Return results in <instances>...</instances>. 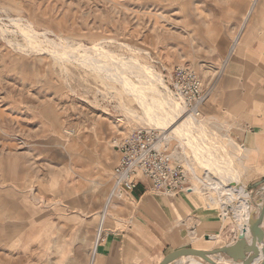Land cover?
I'll use <instances>...</instances> for the list:
<instances>
[{
	"label": "rangeland",
	"instance_id": "obj_1",
	"mask_svg": "<svg viewBox=\"0 0 264 264\" xmlns=\"http://www.w3.org/2000/svg\"><path fill=\"white\" fill-rule=\"evenodd\" d=\"M235 1L0 0V264H66L67 250L62 253L58 246L60 223L68 229L87 219L100 223L120 160L115 140L137 130H154L163 137L160 121L153 122L158 115L153 107L81 60L88 55L101 65L124 61L121 67L134 73L128 77L136 82L141 68L151 69L173 95L172 72L187 66L196 71L210 98L239 28L223 27L226 20L219 11L225 6L235 10ZM238 1L245 16L252 0ZM28 25L39 33L35 41L40 47L25 38ZM68 46L70 59L54 54ZM98 51L108 56L99 58ZM200 116L206 122L200 138L212 145L211 138L226 143L217 116L203 110ZM208 130L217 135L209 136ZM180 144L175 153L192 161L189 144ZM239 161L235 166L246 184L253 173ZM190 165L196 178L208 175L197 162ZM189 184L201 187L190 170ZM263 186L258 191L264 196ZM131 195L119 193L103 245L111 233L127 228L135 206ZM230 195L225 201L237 206L242 199ZM226 224L224 234L234 229L230 219Z\"/></svg>",
	"mask_w": 264,
	"mask_h": 264
},
{
	"label": "crops",
	"instance_id": "obj_2",
	"mask_svg": "<svg viewBox=\"0 0 264 264\" xmlns=\"http://www.w3.org/2000/svg\"><path fill=\"white\" fill-rule=\"evenodd\" d=\"M235 4V10L225 6L219 11L220 18L226 20L223 27L232 31L239 24V28L222 76L202 110L208 116H217L227 142L211 140L221 147L224 155L238 157L244 171L253 173V179L243 183L248 186L264 177V0H252L245 16L243 2L236 0ZM208 132L211 136L214 131ZM186 161L191 167V160ZM191 162L196 161L193 158ZM188 186L191 187L189 183ZM207 190L194 184L191 192L171 197L155 192L142 179L130 192L135 206L127 228L111 233L104 245L100 236L96 247L98 233L104 232L114 219L116 200L120 198L119 194L116 198L110 194L100 223L95 225L94 220L87 219L85 224L72 225L74 228L70 229L67 223H60L58 246L62 253L67 250L66 264H146L145 259L160 264L168 254L182 248L209 251L235 244L241 231L239 225L246 222L245 203L237 200L234 206ZM260 193H254L251 205L258 206L264 199ZM73 217L79 221V215ZM229 219L234 229L224 234ZM258 223L259 218L256 228ZM219 242L222 244L217 246ZM186 262L199 264L192 259Z\"/></svg>",
	"mask_w": 264,
	"mask_h": 264
},
{
	"label": "bare ground",
	"instance_id": "obj_3",
	"mask_svg": "<svg viewBox=\"0 0 264 264\" xmlns=\"http://www.w3.org/2000/svg\"><path fill=\"white\" fill-rule=\"evenodd\" d=\"M23 32L26 35L25 38L27 39L28 43L36 47V45L38 44L36 43L35 40L39 38V33L36 32L31 25L25 26ZM25 45L27 44L25 43ZM52 46L54 49H56L58 45L52 44ZM58 48L60 50V46ZM63 50H62L63 52L55 50L54 54L57 56H61V58L64 57L67 58L68 56L72 55L71 53H73L69 51L70 46L64 47ZM103 52L105 51H98V55L100 56L99 58L101 57L105 58L106 56H108L105 55L108 53H103ZM87 56L88 55H86V57H84V59L81 60L83 64H85L88 67H91L93 70H95L98 73H103V74L105 73L107 77L120 82L124 90L129 92L128 94L135 96L139 101L146 103L147 105L153 107L157 111L158 115L155 118H153V122H156L157 120L160 121V124L162 126L161 131L164 132L162 141L163 144L164 143L167 144L166 147L169 146L167 150L170 149L171 146L173 147L171 151H169V155L173 160L177 162L185 161L187 163L186 161L187 157L183 153L177 155L178 153L177 154L175 153V149L177 146L181 145L180 143L183 140L189 144L190 148L192 149L191 151L192 156L194 157V159H196V162L198 164L206 168V174H208L205 177L203 176L202 178H198V177L196 178V175L194 174L192 168L189 165H186L185 167H187L191 171L195 181H197L201 186H203V188L206 187V189H208L207 191H212L213 193H215L223 201H225V196H227L228 194H231L230 197L232 199L234 198L242 199V201L246 205V216H245V221H246L245 225H246L250 212L255 211L260 205L258 206L248 205L247 204L248 196L245 195L242 191L236 189V184L242 183L241 171L235 167V161L237 159L239 161V158L230 153L224 155V153H222L223 150L221 151V147L219 145L216 144L212 145V143H206L200 138L201 136L200 134L206 131L205 129L206 123L203 121V119H199L201 118V116L196 117L193 114L187 113L185 107L182 106L179 102H177L175 95H173L172 92L165 87V85L161 81L160 76L155 72H153L151 69H147L145 67L141 68L140 73L135 74V77L137 79L136 82L128 77V73H130L131 75L134 73L127 71L121 67L122 66L121 63H123L124 61H119L117 64H111L110 62L111 65L110 64L101 65L100 64L101 62L98 59L90 58L89 56L88 57ZM68 58L70 59V57ZM76 58L77 57H75V59ZM161 88H164V91L166 90V92L162 91ZM153 122L151 125L155 127ZM164 135H166V137ZM186 150L187 147L184 146L183 152H185ZM216 180L220 182V184L213 185L212 182ZM192 186L193 185L189 187L190 190H192ZM225 202L228 201L226 200ZM227 204L228 203H225V206ZM256 221L257 218L255 219V222ZM245 225H239L241 230L244 229ZM248 238H249V234H248ZM187 259L195 260L199 264H205L204 260L197 256L183 257L174 264L186 262ZM214 259L217 260V262H219L220 264H231V260L223 256H216L214 257Z\"/></svg>",
	"mask_w": 264,
	"mask_h": 264
},
{
	"label": "built area",
	"instance_id": "obj_4",
	"mask_svg": "<svg viewBox=\"0 0 264 264\" xmlns=\"http://www.w3.org/2000/svg\"><path fill=\"white\" fill-rule=\"evenodd\" d=\"M172 90L187 113L196 117L201 115L202 107L209 99L205 88L195 70L178 66L172 72ZM163 137L154 130H137L124 139H116L115 148L120 160L115 168L113 189L116 196L121 192H133L142 179L150 183L151 189L171 197L191 192L189 170L175 162L162 141ZM102 233H98L96 247Z\"/></svg>",
	"mask_w": 264,
	"mask_h": 264
},
{
	"label": "water",
	"instance_id": "obj_5",
	"mask_svg": "<svg viewBox=\"0 0 264 264\" xmlns=\"http://www.w3.org/2000/svg\"><path fill=\"white\" fill-rule=\"evenodd\" d=\"M264 185V177L252 185L236 184V189L248 196L247 204L251 205L254 193ZM260 206L251 211L247 224L238 234L235 244L213 250H198L194 248H182L168 254L160 264H174L179 259L188 256H197L204 260L205 264H220L214 259L223 256L231 260V264H264V200ZM259 218L258 228L255 226V218ZM249 234V238H248Z\"/></svg>",
	"mask_w": 264,
	"mask_h": 264
}]
</instances>
